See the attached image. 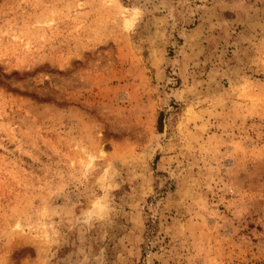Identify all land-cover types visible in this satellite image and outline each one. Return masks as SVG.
I'll list each match as a JSON object with an SVG mask.
<instances>
[{"label":"rangeland","instance_id":"rangeland-1","mask_svg":"<svg viewBox=\"0 0 264 264\" xmlns=\"http://www.w3.org/2000/svg\"><path fill=\"white\" fill-rule=\"evenodd\" d=\"M0 264H264V0H0Z\"/></svg>","mask_w":264,"mask_h":264}]
</instances>
